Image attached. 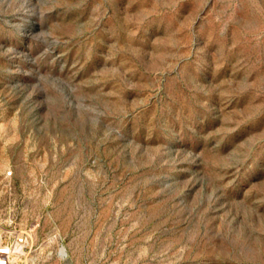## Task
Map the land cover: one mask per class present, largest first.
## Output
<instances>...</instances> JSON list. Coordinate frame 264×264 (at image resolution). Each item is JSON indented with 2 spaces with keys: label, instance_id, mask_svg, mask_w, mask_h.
<instances>
[{
  "label": "rangeland",
  "instance_id": "1",
  "mask_svg": "<svg viewBox=\"0 0 264 264\" xmlns=\"http://www.w3.org/2000/svg\"><path fill=\"white\" fill-rule=\"evenodd\" d=\"M0 222L18 264H264V0H0Z\"/></svg>",
  "mask_w": 264,
  "mask_h": 264
},
{
  "label": "built area",
  "instance_id": "2",
  "mask_svg": "<svg viewBox=\"0 0 264 264\" xmlns=\"http://www.w3.org/2000/svg\"><path fill=\"white\" fill-rule=\"evenodd\" d=\"M11 171H7L9 175ZM31 242L30 233L27 230H7L0 222V264H18V258L23 254ZM61 256L65 255L62 253Z\"/></svg>",
  "mask_w": 264,
  "mask_h": 264
}]
</instances>
